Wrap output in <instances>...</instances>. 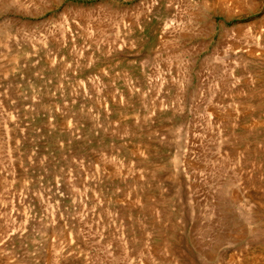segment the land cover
<instances>
[{
  "label": "rangeland",
  "instance_id": "rangeland-1",
  "mask_svg": "<svg viewBox=\"0 0 264 264\" xmlns=\"http://www.w3.org/2000/svg\"><path fill=\"white\" fill-rule=\"evenodd\" d=\"M220 1L0 0V264H264V0Z\"/></svg>",
  "mask_w": 264,
  "mask_h": 264
},
{
  "label": "bare ground",
  "instance_id": "bare-ground-1",
  "mask_svg": "<svg viewBox=\"0 0 264 264\" xmlns=\"http://www.w3.org/2000/svg\"><path fill=\"white\" fill-rule=\"evenodd\" d=\"M203 1V0H202ZM223 0H221L220 2H222ZM204 4H206V2H205V0H204V2H203ZM1 227V226H0ZM2 228V227H1ZM10 230V229H9ZM1 231V230H0ZM14 231V230H13ZM12 231V232H13ZM6 232V231H5ZM4 231H3V234H2V232H1V234H2V236L0 235V248L2 247L1 245L3 244L4 245V243H6V241L7 240H9V238L12 236V233H10V232H6V234L4 235V233H5ZM4 235V236H3ZM56 258V257H55ZM58 263V262H57Z\"/></svg>",
  "mask_w": 264,
  "mask_h": 264
}]
</instances>
